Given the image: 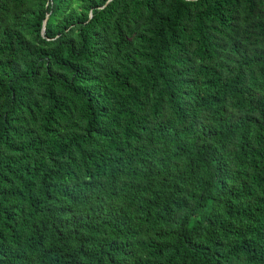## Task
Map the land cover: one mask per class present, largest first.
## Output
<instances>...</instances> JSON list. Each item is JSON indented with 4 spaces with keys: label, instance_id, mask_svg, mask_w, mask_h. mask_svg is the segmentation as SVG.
<instances>
[{
    "label": "trees",
    "instance_id": "trees-1",
    "mask_svg": "<svg viewBox=\"0 0 264 264\" xmlns=\"http://www.w3.org/2000/svg\"><path fill=\"white\" fill-rule=\"evenodd\" d=\"M0 264H264V0H0Z\"/></svg>",
    "mask_w": 264,
    "mask_h": 264
},
{
    "label": "water",
    "instance_id": "water-1",
    "mask_svg": "<svg viewBox=\"0 0 264 264\" xmlns=\"http://www.w3.org/2000/svg\"><path fill=\"white\" fill-rule=\"evenodd\" d=\"M47 16L43 20V27H42V32L45 30V24H46Z\"/></svg>",
    "mask_w": 264,
    "mask_h": 264
}]
</instances>
